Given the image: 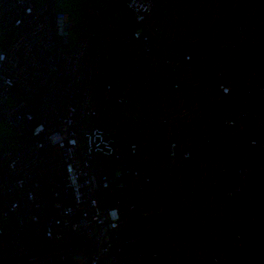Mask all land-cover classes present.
<instances>
[{"label": "built area", "instance_id": "built-area-1", "mask_svg": "<svg viewBox=\"0 0 264 264\" xmlns=\"http://www.w3.org/2000/svg\"><path fill=\"white\" fill-rule=\"evenodd\" d=\"M120 1L0 0V264H264V0Z\"/></svg>", "mask_w": 264, "mask_h": 264}, {"label": "rangeland", "instance_id": "rangeland-1", "mask_svg": "<svg viewBox=\"0 0 264 264\" xmlns=\"http://www.w3.org/2000/svg\"><path fill=\"white\" fill-rule=\"evenodd\" d=\"M36 6L43 3L44 0H31ZM86 6L99 9L103 17L108 20L114 21L124 19L126 22L131 23L132 18L124 4L120 1L114 2V0H55L54 7L57 10H63L67 12L75 21L79 23L82 19ZM75 32L71 33L73 36ZM156 82L162 83L157 80ZM164 84V83H163ZM236 102L228 104L227 108H235ZM16 132L12 126L5 120L0 119V143L5 142L9 138H13ZM159 148L163 149L162 143L159 140Z\"/></svg>", "mask_w": 264, "mask_h": 264}, {"label": "trees", "instance_id": "trees-1", "mask_svg": "<svg viewBox=\"0 0 264 264\" xmlns=\"http://www.w3.org/2000/svg\"><path fill=\"white\" fill-rule=\"evenodd\" d=\"M116 1H117V2L119 1V2H120V0H114V2H116Z\"/></svg>", "mask_w": 264, "mask_h": 264}]
</instances>
